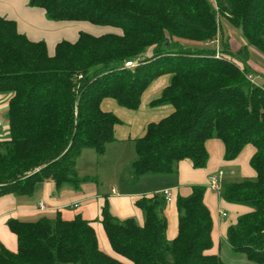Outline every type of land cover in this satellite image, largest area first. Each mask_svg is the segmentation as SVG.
I'll use <instances>...</instances> for the list:
<instances>
[{
  "label": "trees",
  "instance_id": "trees-1",
  "mask_svg": "<svg viewBox=\"0 0 264 264\" xmlns=\"http://www.w3.org/2000/svg\"><path fill=\"white\" fill-rule=\"evenodd\" d=\"M28 5L42 9L48 20L87 22L108 31H79L49 54L44 41L28 39L14 20L0 16V93L10 94L9 137L0 139V195H29L46 180L58 188L90 180L77 175V157L85 148L103 153L120 123L100 102L110 98L134 110L147 86L168 74L169 83L151 104H169L173 111L148 123L134 140L133 178L171 173L181 160L205 167L208 139L222 142L226 161L251 145L255 177L224 182L219 194L251 208L227 227V245L243 254L245 264H264V85L228 59L220 27V17L241 26L247 43L264 54V0H29ZM216 40L221 48L209 46ZM216 48L220 57H214ZM239 53L246 56L243 47ZM126 61L136 65L126 68ZM204 190L193 185L189 195L176 197L172 240L165 235L162 194L135 201L142 225L118 219L105 201L100 223L114 254L129 264H223L219 254L206 253L212 220ZM7 226L16 236V251L0 243V264H127L98 248L90 221L79 214L10 219Z\"/></svg>",
  "mask_w": 264,
  "mask_h": 264
},
{
  "label": "crops",
  "instance_id": "crops-1",
  "mask_svg": "<svg viewBox=\"0 0 264 264\" xmlns=\"http://www.w3.org/2000/svg\"><path fill=\"white\" fill-rule=\"evenodd\" d=\"M28 2L29 0H0V16L14 20L17 30L28 39L44 41L49 54L53 53L58 41H74L79 31L93 35L108 31L106 27L94 26L87 22L48 20L42 9L29 6ZM146 56H150V52ZM253 74L251 73L252 77ZM256 78L264 80V73H257ZM169 79L168 74L155 78L143 91L140 104L134 110L123 108L110 98H104L100 102L101 109L113 113L120 123L114 126V139L106 143L103 153L98 154L94 149L85 148L77 157L75 163L77 175L90 180L83 181L78 186L64 185L59 188L53 181L46 180L37 183L29 195L1 194L0 243L8 250L16 251V236L7 226L10 219L34 221L42 217L54 219L57 215L63 219H71L79 214L90 221L98 248L129 264L127 260L114 254L100 223V212L104 202H107L109 212L118 219L133 218L138 225H142L144 216L135 206V201L142 196L150 197L168 190L171 199L164 201L162 214L166 218V238L172 240L177 234L176 197L189 195L193 185H202L205 189L203 202L212 220V247L206 253L220 254L222 244L226 243L227 227L251 208L223 200L217 191L208 188V177L221 172L220 185L233 178L254 177L255 172L249 165V159L254 151L251 145L244 146L235 159L226 161L223 159L222 142L212 138L205 143L208 160L203 168H194L190 161L181 160L176 163L171 173H147L136 179L130 170V164L135 157L134 140L143 135L148 123L156 122L173 111L169 104L157 106L151 104L169 83ZM9 97L8 93H0V139L9 137L6 119ZM84 157L88 158L85 162H94L92 169L89 167L80 169L85 163ZM100 173L111 178L106 191L99 189V182L95 176L104 177Z\"/></svg>",
  "mask_w": 264,
  "mask_h": 264
},
{
  "label": "rangeland",
  "instance_id": "rangeland-1",
  "mask_svg": "<svg viewBox=\"0 0 264 264\" xmlns=\"http://www.w3.org/2000/svg\"><path fill=\"white\" fill-rule=\"evenodd\" d=\"M213 3V0H210ZM220 27L222 30V36L225 42L228 44V49L230 53L227 55L228 59L238 66H242L241 68L245 67L247 73H254L253 74V81L257 83V85L264 84V80H259L256 78L257 73H264V54L258 51L255 47L251 46L247 43V40L244 38L241 26H232L230 25L224 18L220 17ZM220 34V33H219ZM220 47L219 41L216 43H211L209 46ZM244 48L246 51V56L242 53H239L241 48ZM215 55V53H214ZM221 55V54H220ZM89 150H93L92 148ZM93 152V151H91ZM96 152V151H95ZM84 162L88 160V158L84 157ZM94 162L90 163H83L80 166V169L90 168L92 169ZM102 165V163L100 164ZM104 175L103 173H100ZM99 182V189L102 191H106L108 188L109 181L111 180L110 177L104 175L95 176ZM255 177V176H254ZM254 177H241V178H233L232 180H241V179H253ZM220 258L223 261V264H245L246 259L243 254L234 252L227 243H223L220 251ZM67 264V263H61Z\"/></svg>",
  "mask_w": 264,
  "mask_h": 264
},
{
  "label": "built area",
  "instance_id": "built-area-1",
  "mask_svg": "<svg viewBox=\"0 0 264 264\" xmlns=\"http://www.w3.org/2000/svg\"><path fill=\"white\" fill-rule=\"evenodd\" d=\"M214 57H220V53L218 51V49L216 48V51H215V55ZM136 65V62L135 61H126L124 63V67L126 68H132ZM247 78L251 81H253V77L251 74H248L247 75ZM221 172H218V173H215V174H211L209 177H208V188H210L211 190L213 191H217L219 193V190H220V179H221ZM162 195L165 199V201H169L171 199L170 197V193L168 190H164L162 191Z\"/></svg>",
  "mask_w": 264,
  "mask_h": 264
}]
</instances>
